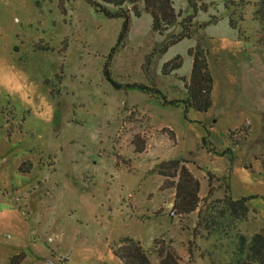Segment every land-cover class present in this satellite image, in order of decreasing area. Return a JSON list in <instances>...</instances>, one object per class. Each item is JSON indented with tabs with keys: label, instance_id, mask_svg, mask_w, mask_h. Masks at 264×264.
I'll use <instances>...</instances> for the list:
<instances>
[{
	"label": "rangeland",
	"instance_id": "1",
	"mask_svg": "<svg viewBox=\"0 0 264 264\" xmlns=\"http://www.w3.org/2000/svg\"><path fill=\"white\" fill-rule=\"evenodd\" d=\"M172 1L179 20L189 14ZM245 1L232 6L231 28L223 0H205L189 37L160 52L179 28L152 31L142 0L123 37V19L88 0H0V264L22 252L16 264H124L115 251L126 238L149 264L160 248L180 264H207L201 252L218 236H195L198 209L175 215L177 177L153 171L176 158L201 200L208 189V202L222 197L226 178L231 195L248 197L241 232L264 227V22L258 0ZM196 44L212 77L208 111L132 87L183 99ZM176 55L181 66L164 74Z\"/></svg>",
	"mask_w": 264,
	"mask_h": 264
},
{
	"label": "trees",
	"instance_id": "2",
	"mask_svg": "<svg viewBox=\"0 0 264 264\" xmlns=\"http://www.w3.org/2000/svg\"><path fill=\"white\" fill-rule=\"evenodd\" d=\"M96 11L102 12L109 18H122L124 36L128 29L130 12L137 17L141 15V10L136 6L140 0H88ZM143 9L151 16V29L159 34H164L169 28L178 26V31L169 35L163 43L160 52H165L167 48L183 38L189 37L192 19L199 11H206L205 0H184L190 10L189 14L179 20L181 14L174 9L172 0H142ZM225 10L228 13V22L231 28L237 27V17L232 6H247L249 1L223 0ZM126 4H132V9ZM254 7V18L261 24L264 22V0H258L252 4ZM239 16L241 13L239 12ZM214 18V17H213ZM241 18V17H240ZM215 18H210L204 25L215 23ZM263 25V24H262ZM188 55L192 57V67L189 80L185 82L186 96L181 100H169L154 87L141 83H133L132 87L143 92L161 97L160 102L165 104L178 105L179 101L184 104L185 110L188 108L196 112H206L212 105L211 90L212 77L205 62L204 51L199 44L188 49ZM181 66V58L176 55L173 59L163 64L162 72L168 74ZM107 79L111 82L110 77ZM114 83V82H113ZM136 151H140L136 149ZM153 171L165 178H175V196L172 204V212L175 215H188L198 209L197 221L194 225L193 234L195 236L208 238L217 235L212 249L201 252V257L207 259V264H264V227L259 231L248 235L239 230V224L245 221L248 209V197L233 196L230 194L228 178H226V193L222 197L208 202L213 195L212 189H208L206 196L199 198L200 182L194 177L192 172L185 165L182 159L164 160L154 165ZM225 180V179H224ZM203 201V204L200 202ZM225 243L220 244V240ZM224 259L221 260L222 251ZM115 254L124 264H149L147 252L142 248L139 241L126 238L121 241V245ZM24 253H19L10 258L11 264H16L22 260ZM159 264H180L179 256L171 249L160 248L158 250Z\"/></svg>",
	"mask_w": 264,
	"mask_h": 264
},
{
	"label": "flooded vegetation",
	"instance_id": "3",
	"mask_svg": "<svg viewBox=\"0 0 264 264\" xmlns=\"http://www.w3.org/2000/svg\"><path fill=\"white\" fill-rule=\"evenodd\" d=\"M28 171V170H27Z\"/></svg>",
	"mask_w": 264,
	"mask_h": 264
}]
</instances>
